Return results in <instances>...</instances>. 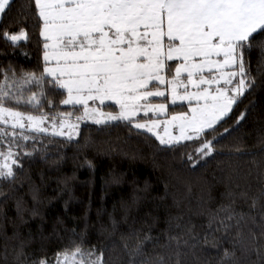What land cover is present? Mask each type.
<instances>
[{
  "label": "snow or ice",
  "instance_id": "1",
  "mask_svg": "<svg viewBox=\"0 0 264 264\" xmlns=\"http://www.w3.org/2000/svg\"><path fill=\"white\" fill-rule=\"evenodd\" d=\"M14 3L0 0V19ZM23 7L26 15L16 21L17 31L10 34L2 28L0 36L17 45L28 39L27 28H34L42 55L35 69L11 61L0 65V185L16 184L18 173L26 171L25 163L35 156L46 161L50 146L78 144L80 126L89 121L104 127L123 122L129 132L151 133L164 150L191 147V152L180 153V159L193 171L225 154L221 141L237 128H224L223 133L218 128L235 116L241 98L258 87L251 71L253 51L259 53L258 64H264V0H26ZM20 55L31 59L27 52ZM56 89L64 90L62 98H52ZM153 98L161 102L153 103ZM106 101L114 102L118 110L104 111L112 106ZM185 102L187 111L169 113V105ZM59 105L73 110L58 111ZM247 111L236 117V125L246 119ZM54 137H63L64 145H52ZM232 152L242 149L235 147L228 154ZM37 193L33 187L32 199L38 203ZM0 195L7 200L6 194ZM238 198L251 201L249 212L238 211L234 197L209 215L202 235L193 234L192 225L177 234L165 230L161 244L160 236L151 234L154 220L147 231L135 230L131 245L122 236L127 264H182L181 256L187 255L182 249L197 247L222 249L217 264H245L252 254L264 264V243L257 246L264 239V186L251 196L242 191ZM258 206L259 237L251 228L245 237L247 218L256 224L251 212ZM16 211L24 223L23 212L38 215L22 199L16 201ZM58 222L62 223L59 218ZM115 224L113 220V228ZM12 227L13 236L5 230L0 247L5 264L7 241L19 238L17 226ZM65 231L70 232L67 244L53 229L61 246L51 257L43 247L40 256L25 251L32 243L31 233L27 240L20 239L15 264H109L107 249L89 245L86 231ZM216 233L230 247L224 248ZM149 243L153 250L164 251L148 255Z\"/></svg>",
  "mask_w": 264,
  "mask_h": 264
},
{
  "label": "trees",
  "instance_id": "2",
  "mask_svg": "<svg viewBox=\"0 0 264 264\" xmlns=\"http://www.w3.org/2000/svg\"><path fill=\"white\" fill-rule=\"evenodd\" d=\"M25 2L15 0L12 11L0 19V29L7 28L10 34L17 31L16 21L21 15H26ZM27 30L28 39L17 45L0 36V52L7 53L0 55V65L11 61L26 69L37 67L42 55L40 38L34 28ZM21 51L29 53L31 59L26 60L20 55ZM259 60L258 51H253L251 71L257 78L258 87L252 94L246 93L241 98L243 102L238 109H234L235 116L218 128L220 133L224 132V128L231 130L236 127L237 130L231 136L225 134L227 138L221 141L225 154L209 160L206 166L190 170L181 163L180 153L191 152V147L175 152L164 150L151 133L138 135L136 130L129 132L123 122H114L108 127L83 123L81 135L76 138L78 144L62 148L50 146L46 161L37 155L26 162V171L18 173L16 184L0 185V193L8 197L5 200L0 195V247L5 243V230L9 237L13 236V223L19 232L18 239L7 241V264H15L14 250L20 239L27 240L30 233L32 243L25 251L35 256L43 254L40 251L43 247L51 257L61 246V241L53 235L54 228L64 238V244H67L70 235L65 230L76 229L78 233L86 231L89 245L107 249L105 256L110 257L109 264H127L128 257L121 237H125L131 245L135 230L147 231V225H153L154 220L151 234L160 236V243L163 244L165 238L161 233L165 230L177 234L192 225L193 234L202 235L207 230L209 215L222 205L229 204L234 197V207L238 211L249 212L248 203L251 201L246 203L238 198V194L247 191L250 196L255 195L264 186V64H258ZM258 66L260 75H257ZM63 91L56 89L52 98H62L60 93ZM154 100L161 101L160 98ZM106 105H112L104 107L106 110L118 109L114 103ZM246 109L249 110L246 119L236 125V117ZM72 110L66 105H59L58 108V111ZM181 111H187L186 103L185 106L180 103L169 105V113ZM41 139L48 143V138ZM50 139L52 145H64L63 137ZM235 147H240L242 152L228 154ZM116 179L119 182H115ZM33 187L38 188V203L32 199ZM230 192L233 195L230 196ZM134 197L138 198L135 203ZM18 199H22L28 209L35 207L38 215L32 217L30 212L25 211L22 216L26 223L22 222L16 211ZM251 216L256 218V224L251 222L250 217L247 218L245 237L249 228L259 237V206L251 212ZM58 218L62 223L58 222ZM216 237L224 248L230 247L227 239H221V233H216ZM260 243H264V239L259 240L257 246ZM145 247L148 255L164 251L159 247L153 250L151 243ZM182 251L187 253L181 256L182 264H217L222 255V249L213 248L203 251L199 247L192 251L183 248ZM172 259L174 262L175 256ZM0 264L5 262L0 259ZM245 264H260V261L252 254Z\"/></svg>",
  "mask_w": 264,
  "mask_h": 264
},
{
  "label": "rangeland",
  "instance_id": "3",
  "mask_svg": "<svg viewBox=\"0 0 264 264\" xmlns=\"http://www.w3.org/2000/svg\"><path fill=\"white\" fill-rule=\"evenodd\" d=\"M19 43V42H18ZM154 99H157V98H153V100H152V102L153 103H160L161 101H155ZM159 99V98H158ZM105 103H114V102H112V101H106ZM186 103V102H185ZM118 107V106H117ZM104 111H112V112H115V111H117L118 109H116V110H113V109H103ZM89 123H92V122H90L89 121ZM83 124V123H82ZM81 124V125H82ZM81 127V126H80ZM161 131H162V129H161Z\"/></svg>",
  "mask_w": 264,
  "mask_h": 264
},
{
  "label": "bare ground",
  "instance_id": "4",
  "mask_svg": "<svg viewBox=\"0 0 264 264\" xmlns=\"http://www.w3.org/2000/svg\"><path fill=\"white\" fill-rule=\"evenodd\" d=\"M202 216V215H201Z\"/></svg>",
  "mask_w": 264,
  "mask_h": 264
},
{
  "label": "crops",
  "instance_id": "5",
  "mask_svg": "<svg viewBox=\"0 0 264 264\" xmlns=\"http://www.w3.org/2000/svg\"><path fill=\"white\" fill-rule=\"evenodd\" d=\"M163 118V117H162Z\"/></svg>",
  "mask_w": 264,
  "mask_h": 264
}]
</instances>
